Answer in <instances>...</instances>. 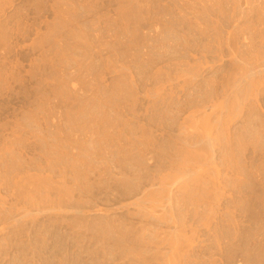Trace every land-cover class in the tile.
I'll use <instances>...</instances> for the list:
<instances>
[{"label": "rangeland", "instance_id": "374dc122", "mask_svg": "<svg viewBox=\"0 0 264 264\" xmlns=\"http://www.w3.org/2000/svg\"><path fill=\"white\" fill-rule=\"evenodd\" d=\"M0 264H264V0H0Z\"/></svg>", "mask_w": 264, "mask_h": 264}]
</instances>
